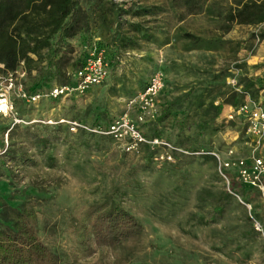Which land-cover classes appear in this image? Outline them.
<instances>
[{
	"label": "rangeland",
	"instance_id": "obj_1",
	"mask_svg": "<svg viewBox=\"0 0 264 264\" xmlns=\"http://www.w3.org/2000/svg\"><path fill=\"white\" fill-rule=\"evenodd\" d=\"M75 1L81 7L80 28L70 38L51 34L38 65L54 70L61 58L60 66L69 76L95 45L105 50L109 78L85 93L51 99L44 96L50 83L32 80L35 64L30 71L23 62L15 71H3L0 63V89L12 74L9 97L23 119L16 123L0 114V223H10L9 207H32L37 231L60 264H118L119 256L124 257L121 264H264V243L245 219L249 209L244 203L263 224L264 204L255 190L233 176L228 185L210 156L211 151L223 156L230 147L248 155L251 139L242 124L225 120V105L217 119L223 127L213 135L195 124L181 126L188 117L198 118L189 98L204 89L217 85L242 89L238 81L243 77L264 83V40L258 37L264 23L229 24L223 5L230 0H206L196 13H189L180 0H110L126 11L122 20L148 27L156 38L153 42L138 38L134 48H123L93 22L85 24L82 13L90 12L95 0ZM138 7L152 11L131 14ZM126 30L120 29L132 35ZM154 74L160 75L162 87L152 106L145 109L138 102L129 106ZM230 79L236 80L235 86ZM119 80L125 83L123 89L112 86ZM23 92L41 96L28 101ZM169 103L170 113L162 119ZM126 112L144 135H158L173 146L188 138L197 150L173 151L170 161L160 158L166 151L163 145L126 151L112 137L86 129L103 127ZM65 121L86 128L72 131ZM260 151L264 155V147ZM233 187L250 191L245 201L231 191ZM222 190L234 199L213 217L209 203ZM94 203H114L132 213L142 225L139 241H123L114 248L91 243L87 249L75 234L72 218Z\"/></svg>",
	"mask_w": 264,
	"mask_h": 264
},
{
	"label": "trees",
	"instance_id": "obj_2",
	"mask_svg": "<svg viewBox=\"0 0 264 264\" xmlns=\"http://www.w3.org/2000/svg\"><path fill=\"white\" fill-rule=\"evenodd\" d=\"M180 1L185 4L189 13H196L201 10L202 3L206 0ZM91 5L90 12L82 13L85 24L93 22V25L100 28L109 41L115 42L118 47L134 48L138 38L148 42L156 40L153 33H149L148 27L144 28L139 23L122 20L121 14L126 11L110 0L105 3L102 0H95ZM223 6L225 7L224 18L229 24L264 23V0H230ZM80 8L75 0H0V63L4 65L2 70L15 71L23 62L30 71L31 65L35 64L37 75L33 77V81L43 79L50 83L49 87L71 82V78L65 75L60 66L61 58L56 59L54 70H45L38 64L43 61L41 50L50 45L51 34L58 32L59 38H70L80 28L82 19ZM151 11V7H138L131 14L141 15ZM39 12H42V15ZM122 27H125L126 31L132 35L121 33ZM258 37L264 40V32H260ZM212 42L208 41L209 44ZM200 48L209 50L212 46L202 45ZM83 60L76 64L73 70L81 66ZM52 80L55 82L51 83ZM238 82L242 84L240 91L217 85L209 87L208 90L204 89L193 98L190 97L189 100H192L190 108L197 111L198 118L193 120L188 117L181 126L195 124L210 136L223 127L217 119L225 105L237 107L244 101L245 95L264 104V98L259 100L260 96L264 97V83H257L249 77H243ZM114 84H118L122 89L125 86V83L120 80L112 86H115ZM188 95L186 93L184 97ZM176 101L178 102V99ZM171 104L164 106L162 119L168 117ZM146 136L158 137V135ZM144 146L147 151H150L149 146ZM176 147L189 151L197 150L193 141L190 142L188 138L178 140ZM157 151L158 148L153 153ZM210 156L214 157L211 154ZM231 191L244 201L250 193L248 189L237 190L235 187L231 188ZM218 194L209 203L213 217L221 214L227 202L234 199L233 195L225 190L219 191ZM237 204L241 206L238 201ZM9 210L10 223H0V264H60L58 256L43 242L37 231L35 210L25 206L9 207ZM251 215L250 211L245 215V219L250 222L252 231L256 233L252 226ZM72 225L75 234L85 242L87 249L91 243L98 246L106 245L110 248L120 245L123 241L136 243L142 231V225L136 217L114 203L91 204L81 216L72 218ZM117 260L118 264H121L124 257L119 256Z\"/></svg>",
	"mask_w": 264,
	"mask_h": 264
},
{
	"label": "built area",
	"instance_id": "obj_3",
	"mask_svg": "<svg viewBox=\"0 0 264 264\" xmlns=\"http://www.w3.org/2000/svg\"><path fill=\"white\" fill-rule=\"evenodd\" d=\"M71 82L66 84H55L48 88L44 96L51 99H60L72 95L85 93L92 86H99L106 82L109 77L108 62L104 48L92 46L86 53L82 65L69 73ZM229 82L235 86L236 80L230 79ZM14 85V78L11 74L5 88L0 89V114L5 117H12L14 122L23 121L15 110L13 102L9 97V90ZM21 85V84H20ZM162 87V80L159 74L150 77L143 91L138 94L137 99H130L128 105L138 102L142 108H150L157 92ZM240 91V88H236ZM28 101H37L40 98L38 92L26 95ZM6 113V114H5ZM223 117L227 121L239 120L242 124L244 133L251 139L252 149L248 155L242 156L236 153L233 148H228L222 156L216 151H211L217 161V169L224 181L230 185L232 176L242 185L256 191L258 198L264 204V155L261 149L264 147V104L252 100L245 95L244 101L237 107L228 106L223 112ZM141 120L142 117L139 116ZM69 129L76 131L79 127L86 128L76 121H65ZM96 134L108 135L120 143L126 151L137 150L141 145L154 146L163 145L166 151L160 154V158L173 161L172 152H187L180 147L171 145L168 142L160 141L156 137H146L138 126L128 117L127 112L122 116L110 121L105 126L97 125L91 129L86 128ZM250 212L251 205L244 203ZM252 226L264 243V224L251 215Z\"/></svg>",
	"mask_w": 264,
	"mask_h": 264
},
{
	"label": "clouds",
	"instance_id": "obj_4",
	"mask_svg": "<svg viewBox=\"0 0 264 264\" xmlns=\"http://www.w3.org/2000/svg\"><path fill=\"white\" fill-rule=\"evenodd\" d=\"M0 110H2V106H0ZM6 114V113H5Z\"/></svg>",
	"mask_w": 264,
	"mask_h": 264
}]
</instances>
